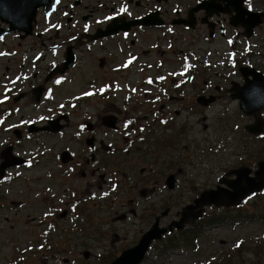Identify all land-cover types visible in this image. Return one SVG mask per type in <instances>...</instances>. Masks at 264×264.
<instances>
[{
	"label": "flooded vegetation",
	"instance_id": "obj_1",
	"mask_svg": "<svg viewBox=\"0 0 264 264\" xmlns=\"http://www.w3.org/2000/svg\"><path fill=\"white\" fill-rule=\"evenodd\" d=\"M82 1L49 0L53 9L40 8L30 31L12 32L0 24V164L4 156L16 159L0 186L9 179H27V172L42 167L38 179L61 191L56 200L34 197L42 205L43 220L24 217L30 239L17 232L4 236L2 219L8 222L19 212L9 202L4 206L0 194V264H111L158 224V167L169 168L163 185L172 175L174 190L177 176L184 173L177 158H184L190 147L179 134L163 132L172 131L182 116L178 130L185 134L188 124L200 119L190 117L227 98L238 110L241 101L257 103L243 88L255 85L253 76L244 77L240 69L264 75V68L236 48L251 42L260 26L246 38L241 25L231 24L235 13L218 9L224 3L120 0L90 8L92 0L88 6ZM206 1H214L209 12L202 9ZM100 8L102 19L93 20ZM106 31L112 33L102 35ZM208 44L219 45L218 61ZM242 53L245 60L238 56ZM176 61L174 68H164ZM237 94L243 98H233ZM239 112L248 124L262 119V131L252 135L244 131L248 124L243 126L248 136L235 165L207 190L220 180L232 181L240 168L257 181L255 173L264 162V109L256 117ZM158 148L181 152L173 157ZM189 154L193 167L207 163L194 150ZM262 198L264 188L245 201ZM211 207L202 208V217L181 231L166 235L183 239L211 215L204 213ZM242 219L234 224L258 222L255 214L250 223ZM157 243L148 253L157 254Z\"/></svg>",
	"mask_w": 264,
	"mask_h": 264
},
{
	"label": "rangeland",
	"instance_id": "obj_2",
	"mask_svg": "<svg viewBox=\"0 0 264 264\" xmlns=\"http://www.w3.org/2000/svg\"><path fill=\"white\" fill-rule=\"evenodd\" d=\"M120 0H92L90 8H93L94 4L102 2L107 3H119ZM86 6L89 5V0H83ZM105 4V3H104ZM249 5L254 12H264V0H250ZM67 11L69 9H66ZM75 10L72 7L69 12ZM94 14L93 20H101V8ZM65 12V13H69ZM83 14L87 13V10L82 11ZM93 20L90 22L93 23ZM210 48L212 45H206ZM249 49V52L246 50ZM218 44H214L211 50L214 52V59L218 61L219 55L217 49ZM220 49L223 51V58L227 55V46L220 44ZM238 51L243 50L247 59L257 64L259 67L264 68V26L259 27L255 38L251 43L242 42L237 48ZM250 53V54H249ZM243 54L238 56L243 58ZM168 53H165L164 60L167 58ZM212 56H209V58ZM238 57V59H239ZM210 58L209 61H215ZM228 58V57H227ZM245 60V58H243ZM229 62V60L227 61ZM179 62L175 64H166L164 68H174ZM172 67V68H171ZM213 68V67H212ZM214 69V68H213ZM218 70V69H215ZM186 117V114H183ZM200 118V119H196ZM194 120L193 123L188 124V128L185 130V134L181 133L178 128L184 121L182 116L176 120V125L172 131L163 132L167 136L171 134H179L184 138V143L187 144L190 149L184 151V158H177L184 173L181 176H177L176 189L171 192L165 189L164 180L170 170L168 167H158V217L160 213L164 212L167 208L169 212L165 218L160 217V225L166 227L172 220H176V214L181 211L187 204L191 202L192 197H195L202 190L217 184L221 173L226 169L234 166L239 156L241 148L245 145H241L243 141L244 131L243 126L249 123V120L242 116L235 103H232L229 98L217 102L212 105L207 111L202 113H196L189 118ZM201 119H205L202 120ZM248 146H251V141L246 142ZM159 147H163L160 144ZM163 152H166L169 156L176 157L181 152L180 149H165L158 148ZM197 152L201 158H207V163L203 167H193L188 164L189 153L192 151ZM237 154V155H236ZM247 161V160H246ZM248 161H251L248 159ZM225 170V171H226ZM42 167L37 168L35 171L27 172V179H19L17 181H6L0 186V194L3 197V205L6 206L9 202L11 210L18 211L17 215L11 214L8 217V222L3 219L1 227L5 233L4 236H11L12 232L19 233V235L28 234V227H25L22 222L25 220V216L36 217L37 222L43 220L42 205L37 202L34 197L44 196V198L52 199L61 195L60 187L47 183L43 179H38L41 176ZM194 181L193 185L189 186V181ZM35 182V183H34ZM49 189V191H47ZM54 190V192H53ZM11 202H14L11 203ZM197 209H194L195 212ZM37 212V213H35ZM240 214L244 217V221L251 222V214L258 216V222L253 224L235 225L234 223L227 222L224 224H216L215 227L204 232V235L198 240L197 252L193 253L191 250H175L168 252L164 256H156L152 251L148 253L146 261L142 264H201L204 261L211 263L218 262L223 257L231 256L236 264H251L255 260L257 255L262 256L264 264V198L259 199L257 202H251L243 205L240 209ZM205 214H223L220 210L214 207L204 210ZM181 214V213H180ZM49 220V219H47ZM231 223V224H228ZM227 224V225H226ZM13 227V229H11ZM28 239L32 236L26 235ZM242 243L237 250L235 246ZM158 246V245H157ZM156 246V247H157ZM160 249V247L158 248ZM236 251L238 253L236 254ZM241 253V256H237ZM236 254V255H235Z\"/></svg>",
	"mask_w": 264,
	"mask_h": 264
},
{
	"label": "water",
	"instance_id": "obj_3",
	"mask_svg": "<svg viewBox=\"0 0 264 264\" xmlns=\"http://www.w3.org/2000/svg\"><path fill=\"white\" fill-rule=\"evenodd\" d=\"M48 1L49 0H0L1 22L9 24L12 31H23L25 28L30 31L38 8L43 7L45 10H52V7H49ZM218 1L226 3L223 9L218 6V9L222 12L230 13L229 7L236 12V16L230 19L231 24H241L245 28L246 37H250L252 29L264 22V14L248 13L243 9V0ZM203 6H205L206 9H209L208 7H214V1H206L203 3ZM245 15L248 16L247 19L244 18ZM107 32L109 31H106L102 35L106 36L112 33ZM249 74L253 76V81L251 82L255 83V85L251 86V84H248L243 88H246V90L252 93L253 99L257 100V103L252 104L251 101H241L239 107L246 115H254L256 117L258 112L264 109V76L259 73L256 74L253 71H248V73L243 72L244 77H247ZM233 98L242 99L243 97L237 94L233 96ZM255 123L256 126H247L246 130L255 134L259 133L262 125L260 118L256 119ZM9 158L10 157H6L4 162L0 165V179L3 178L5 170L12 167L13 162L16 163L15 158ZM249 173L250 171L248 169H238L235 171L236 178L234 180L227 182L220 181V183L226 187L218 186L216 189L201 193L200 197L194 201L193 205H188L182 210L179 221L171 223L167 228H160L158 219V224H154L151 229L141 237L138 244L133 249L124 252L111 264H140L152 242L159 241L163 235L173 231L174 228L176 230H181L184 225L194 222L201 216L202 210L193 212L194 209L209 205H214L216 207L236 206L248 194L260 191L264 188V162L259 165V170L255 173L258 179L257 183L254 179L249 177ZM165 183L169 189H173V176H169ZM166 213L167 212L162 213L161 216H166Z\"/></svg>",
	"mask_w": 264,
	"mask_h": 264
},
{
	"label": "trees",
	"instance_id": "obj_4",
	"mask_svg": "<svg viewBox=\"0 0 264 264\" xmlns=\"http://www.w3.org/2000/svg\"><path fill=\"white\" fill-rule=\"evenodd\" d=\"M239 210V209H236ZM236 210H230V209H222L221 212L223 214H211L207 219H201L199 223L196 224L194 229H192L190 232H188L183 239H174V238H168L167 241L164 242L163 246L157 251L159 256H163L168 251L177 249V248H190L192 251H196V243L202 236V229L204 227H209L215 224H224L227 222H234L236 220H240L243 217L239 213V211ZM240 249V248H239ZM237 249V250H239ZM238 251H236V254ZM241 253L237 256V259L239 256H241ZM235 254V255H236ZM262 256L257 255L255 260L251 262V264H262ZM206 264H210V262H207ZM211 264H236L233 259H231V256L229 257H223L216 263Z\"/></svg>",
	"mask_w": 264,
	"mask_h": 264
},
{
	"label": "snow or ice",
	"instance_id": "obj_5",
	"mask_svg": "<svg viewBox=\"0 0 264 264\" xmlns=\"http://www.w3.org/2000/svg\"><path fill=\"white\" fill-rule=\"evenodd\" d=\"M121 11H123V9H121Z\"/></svg>",
	"mask_w": 264,
	"mask_h": 264
}]
</instances>
